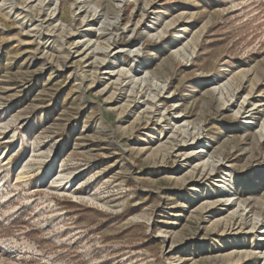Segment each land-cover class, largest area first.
Masks as SVG:
<instances>
[{"label":"rangeland","instance_id":"rangeland-1","mask_svg":"<svg viewBox=\"0 0 264 264\" xmlns=\"http://www.w3.org/2000/svg\"><path fill=\"white\" fill-rule=\"evenodd\" d=\"M56 1L0 0V264H264V0Z\"/></svg>","mask_w":264,"mask_h":264},{"label":"bare ground","instance_id":"bare-ground-1","mask_svg":"<svg viewBox=\"0 0 264 264\" xmlns=\"http://www.w3.org/2000/svg\"><path fill=\"white\" fill-rule=\"evenodd\" d=\"M44 0H39V5L43 4ZM52 4H50L51 6H54V8H52L51 10V16L54 17L57 13V1L56 0H51ZM109 4L108 7H111L113 10L109 11L106 10L105 8L100 9L99 7H93L90 10V17L93 18V20H95L96 22L100 23L101 25V30L103 31H110L112 30L116 24L118 23V21L120 20V12L117 10L119 9L121 6V1L122 0H108ZM49 11L51 9V7L49 6ZM173 25L172 23L167 25V27ZM165 32V31H164ZM163 33V32H162ZM111 35V33H110ZM181 38V36L179 35L177 37V39L179 40ZM199 38V37H198ZM182 43V42H181ZM180 43V44H181ZM197 47V43L196 41H190L187 42L186 44H184L181 48H178V50H176L174 52L175 55H180V57H191L194 53H195V49ZM93 51V50H92ZM133 53V51L131 52ZM183 53V54H182ZM230 85V84H229ZM232 86V85H231ZM226 91H228L229 95H232V93H234V91H232V89L227 86L224 88ZM221 90V89H220ZM216 93V90H215ZM214 93V94H215ZM220 100L223 99V93H221V98H219ZM264 137V125H262L261 129L258 131L257 133V141L260 142ZM207 146H205L203 149H206ZM9 150V149H8ZM7 148L5 149L4 153H8ZM55 164H52L49 168V170L47 171V177H51V179H53L56 183H59V188L58 190L61 192H67L73 185V177L69 174H65V175H58L55 172ZM204 169H205V165H203ZM43 180V179H42ZM218 189L223 192L226 185L225 184H218L217 185ZM208 190V189H207ZM219 191V192H220ZM227 196L225 194L220 195L219 196V200L214 201V202H208L207 205L209 206H213L216 203H219L221 201V199L226 198Z\"/></svg>","mask_w":264,"mask_h":264}]
</instances>
